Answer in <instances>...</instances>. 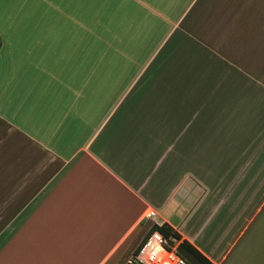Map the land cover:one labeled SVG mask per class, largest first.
<instances>
[{"label": "crops", "instance_id": "1", "mask_svg": "<svg viewBox=\"0 0 264 264\" xmlns=\"http://www.w3.org/2000/svg\"><path fill=\"white\" fill-rule=\"evenodd\" d=\"M149 223L264 264V0H0V264Z\"/></svg>", "mask_w": 264, "mask_h": 264}, {"label": "built area", "instance_id": "2", "mask_svg": "<svg viewBox=\"0 0 264 264\" xmlns=\"http://www.w3.org/2000/svg\"><path fill=\"white\" fill-rule=\"evenodd\" d=\"M154 216V210L145 213L146 218ZM177 242L178 240H174L171 243L160 231L152 230L145 236L132 260L136 264H191L178 253Z\"/></svg>", "mask_w": 264, "mask_h": 264}, {"label": "trees", "instance_id": "3", "mask_svg": "<svg viewBox=\"0 0 264 264\" xmlns=\"http://www.w3.org/2000/svg\"><path fill=\"white\" fill-rule=\"evenodd\" d=\"M157 229L162 233V235L169 240V242H173L174 240H178L177 242V251L179 254H181L183 257H185L191 264L192 261L199 264H212L209 260H207L197 249H195L192 245H190L186 240L181 239L180 235L174 231L170 226H166L164 224L157 225L155 223H152L150 225L149 230L146 232V234L143 236L142 240L137 245L136 249L134 250V253L136 254L141 243L143 242L145 236L152 230ZM191 260H189V259ZM131 264H136L133 260L130 261Z\"/></svg>", "mask_w": 264, "mask_h": 264}, {"label": "rangeland", "instance_id": "4", "mask_svg": "<svg viewBox=\"0 0 264 264\" xmlns=\"http://www.w3.org/2000/svg\"><path fill=\"white\" fill-rule=\"evenodd\" d=\"M151 223H149L142 231V233H140L138 235L137 238H135V240L130 243L127 248L125 249V251L122 253L121 258L119 260V262L117 264H131L129 263L128 259L132 261V258L134 257L135 253L134 250L136 249L137 245L139 244V242L142 240L143 236L146 234V232L149 230ZM189 259V258H188ZM190 260V259H189ZM191 261V260H190ZM192 264H199V263H195L192 261Z\"/></svg>", "mask_w": 264, "mask_h": 264}]
</instances>
